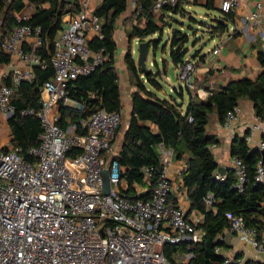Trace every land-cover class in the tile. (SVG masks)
Wrapping results in <instances>:
<instances>
[{
  "label": "built area",
  "instance_id": "built-area-1",
  "mask_svg": "<svg viewBox=\"0 0 264 264\" xmlns=\"http://www.w3.org/2000/svg\"><path fill=\"white\" fill-rule=\"evenodd\" d=\"M138 0H129L136 6ZM159 0L155 10L164 2ZM244 0H221L224 13L235 12ZM255 10L248 16L261 27L264 0H254ZM34 7L28 5L18 16L26 19ZM102 36L100 17L94 13L91 0H83L82 9L72 14L56 38L53 64L55 75L41 89V107L24 110L37 115L43 130L40 143L31 148L33 159L22 153L20 147L9 143L0 149V264H173L165 246H178V255L185 262L194 257L192 242L205 221V213L188 209L173 197L179 187L171 176L177 154L161 142L160 168L142 167L144 178L152 188L149 197L130 198L122 183L124 167L119 163L120 149L115 141L123 123L122 111L100 109L88 118L61 125L62 107L83 104L72 100L69 85L81 75L90 74L106 56L104 49L95 50L90 40ZM33 38L31 49L24 41ZM42 43V27L20 22L13 33L0 44L9 54H18L31 68L46 64L37 53ZM219 53L220 48L213 49ZM196 63L187 58L180 65L179 79L190 90H196ZM34 72L14 77L13 85L0 83V112L8 119L15 113L12 102L14 85ZM240 107L229 110L223 125L229 127L238 119ZM260 128L253 126V132ZM74 147L82 152L77 157L68 153ZM264 149V141L261 144ZM187 165L180 164L182 175ZM233 169L238 187H243L247 167L239 157L233 158ZM109 171L110 190L105 189V171ZM159 172V173H158ZM157 174V175H156ZM218 177L224 178L220 171ZM256 179L264 184V161L257 165ZM214 194L205 197L208 207L214 203ZM229 232L250 243L258 253L264 252V233L247 225L246 219L234 214ZM185 245V249H180ZM233 256L228 255L224 264ZM242 262V261H240ZM247 264H258L249 261Z\"/></svg>",
  "mask_w": 264,
  "mask_h": 264
},
{
  "label": "trees",
  "instance_id": "trees-1",
  "mask_svg": "<svg viewBox=\"0 0 264 264\" xmlns=\"http://www.w3.org/2000/svg\"><path fill=\"white\" fill-rule=\"evenodd\" d=\"M158 1L138 0L133 11V15L136 14V21L132 20L126 27L128 47L124 60L137 89L132 93V113L118 160L124 167L123 176L133 183L143 181V166L153 165L156 169L160 168L158 145L161 142L172 147L178 158L186 157L184 185L188 189L191 208H197L205 213V221L199 228L202 236L201 239L192 242L194 257L190 261H176L173 255L178 251V246L173 244L165 246L166 255L173 264H224L228 258L224 253V250L228 249L226 231L234 214L243 216L247 225L256 229L259 234L264 233V184L256 179L257 165L260 160L264 161V149L251 147L248 134L234 138L231 154L242 159L247 167L243 187H238V178L233 168H228L224 178L217 176L220 164L212 147L218 144L220 139L209 131L208 125L213 113L223 124L227 112L239 106L243 98H248L254 103L256 116L264 120V71L256 79L245 77L231 80L222 88L210 89L205 99L193 98L186 107L176 97L160 96L154 89L148 87L145 80L161 89L159 77L162 72L160 75L148 65L143 69L138 64L133 53L134 42L136 39L145 41L143 39L151 37L147 40L150 47L158 48L164 35L165 27L162 24L167 25L165 22L167 17L181 13L188 14L196 20L185 6L191 2L199 4L200 0H176L175 3L167 1L162 4L159 11H156L155 5ZM215 2L205 0L204 6L208 10H215L217 8ZM27 5H32L34 10L29 17L20 20L18 13ZM128 8L129 0H102L95 8L94 13L100 17L102 23V36L90 40V46L95 50L104 49L106 58L90 74L81 75L71 81L69 95L72 100L82 103L83 107L63 106L62 126L66 127L72 122L88 118L100 109L122 111L123 90L116 64L118 43L115 35L118 20ZM81 9L82 0H0L1 39L11 35L20 22L42 27V43L36 50L46 65H34V76L31 79L24 78L14 85L12 102L16 110L8 119L13 137L12 144L20 147L22 153L29 159L34 158L30 150L39 145L43 127L37 115L25 114L24 110L40 109L41 89L46 81L55 75L53 57L57 35L65 24V16L70 13L77 14ZM222 13L220 17L224 18L225 22L229 24L234 22L235 12ZM207 27L212 36L227 31L226 24L221 22L210 23ZM156 34L160 37H154ZM188 41L187 33L179 29L173 31L170 59L176 66L182 65L188 58ZM198 54L196 51L194 55ZM258 57L264 65V49L259 50ZM10 60L11 54L6 53L0 44V62L9 63ZM166 62L163 61V68L165 73L169 74ZM7 84H14L12 76L8 78ZM180 88L189 89L183 84ZM7 149L8 146L4 148ZM81 152V148L74 147L68 155L77 157ZM209 193H213L215 197L212 207H208L205 202V197ZM128 196L149 197L150 194ZM184 246L181 245L180 249H185ZM241 258L242 255L238 253L229 264H247L251 261L241 263Z\"/></svg>",
  "mask_w": 264,
  "mask_h": 264
},
{
  "label": "crops",
  "instance_id": "crops-1",
  "mask_svg": "<svg viewBox=\"0 0 264 264\" xmlns=\"http://www.w3.org/2000/svg\"><path fill=\"white\" fill-rule=\"evenodd\" d=\"M101 1L102 0H91L92 8L95 10L97 5H99ZM215 1L217 7L216 9L221 11V0ZM204 3L205 0H200L199 4H195L194 2H191L190 4H195L206 8L204 6ZM27 6L25 7V9L27 8ZM134 9L135 5L129 4L128 10L123 13L118 20L115 35L118 43V48L116 51V64L120 73L121 86L123 90V123L120 127V130L118 131L115 141L116 148H119L120 150L123 142L118 144V141L120 139V135H124L125 130L129 125L133 105L132 93L137 89V86L133 81L134 79H132L124 60V55L128 47L126 27L129 26L132 20L134 22L136 21V14L133 15ZM254 10L255 1L244 0L235 11V20L233 23H230V30H227L226 32L217 34L215 36L209 34L210 37L214 38V45L211 48H208L207 51L204 52L202 46L196 48V51H198L199 54H193L191 56V59L196 63L197 68L195 74L196 90L192 91L187 88L176 89V87L174 86L175 91H177L178 93V96L176 98L178 99V101L183 102L185 107L193 98L196 100L205 99L210 89L222 88L226 86L231 80H238L245 77L256 79L264 71V65L260 62L258 57L259 50L264 49V34L261 33L260 26L256 24L253 19H250L248 17ZM21 13H18V16ZM70 16H72L71 13L65 16V24L68 22ZM261 27L262 29H264V9L262 11ZM216 36L219 37L217 40L215 38ZM136 42H139V40L136 39L134 43ZM22 45L25 49H31L33 46V38H28ZM215 48H220V52L214 53L213 49ZM136 52H138V49L134 45L133 53L135 57ZM168 53L169 58H163V61H167L166 63L169 66V74L163 71V64L161 65L158 60L154 59L153 64L157 68L162 69L161 76L166 79L172 77L170 74V68H173L176 75V79L174 80L180 81V66H176L171 61L170 51ZM19 72H21L24 76H27L33 72V69L31 68V66L26 64L18 54L14 53L11 55V60L9 63L0 62V83H7V80L10 76H12V79L14 81L15 75ZM185 90H187L188 95H186ZM171 97L175 96L171 95ZM239 107L240 112L238 114V119L235 120L231 126H224L218 120L217 115L215 116L213 122H210L208 125L209 131L216 134L220 139V142L213 145L212 147L216 159L221 166H224L227 169L233 168L234 156H232L231 154V144L236 136H244L248 134L249 145L253 148H261V144L264 141V120H261L256 116L254 103L248 98H243L240 101ZM255 124H259L260 128L256 129L253 132V126ZM5 127L8 128L9 133L5 134V132L3 131V128ZM12 138V132L9 127L8 121L0 112V149H4L5 147H7L9 143L12 142ZM180 164L187 165L186 157H177L174 165L170 169V176L172 180L179 185V187L174 190L173 197L176 199V201L180 202L186 208L197 209L191 208V201L188 197V189L184 185L182 175L177 172V168L180 166ZM121 186L124 191L132 196H138L146 193H149L151 195L152 185L150 181L145 178H143L142 182L134 181L133 183H130L127 178H125ZM226 233L228 234L229 230H227ZM227 234L225 240L227 239ZM199 235L200 236L198 237V240L201 239L202 233L200 232ZM227 245L228 249H225L224 253L231 256L240 253L242 255L241 263H244L247 260H251L256 261L258 264H264V252L258 253L250 243L243 241L239 236L233 234L231 240L227 242Z\"/></svg>",
  "mask_w": 264,
  "mask_h": 264
},
{
  "label": "rangeland",
  "instance_id": "rangeland-1",
  "mask_svg": "<svg viewBox=\"0 0 264 264\" xmlns=\"http://www.w3.org/2000/svg\"><path fill=\"white\" fill-rule=\"evenodd\" d=\"M98 4V3H96ZM96 6V5H95ZM98 6V5H97ZM187 11L191 16H193L196 20H193L188 14L183 15L181 13L174 14V16L167 17L165 22L167 25L162 24V26L165 27L164 29V35L162 36V41L158 48L154 49L151 47V51L149 54L148 59V67L151 68L154 72H159L161 75V71L159 68H157L153 62L154 59L158 60V62L162 65L163 64V58H169V51L171 49V38L173 36V31L175 29H179L183 31L184 33H187L189 35V41L187 42V47L189 48V54L188 58L191 57L196 52V48L203 47L204 52L207 51L208 48H211L214 45V38L210 37L209 35V27H207L208 24H217L216 21L212 20V17L214 16H221L223 13L217 9L215 10H208L206 8H203L202 6L195 5V4H187L186 6ZM135 19V18H134ZM1 22V21H0ZM208 23V24H207ZM154 37H160L159 34H156ZM151 37H146L143 40H149ZM216 40L219 38L218 36L215 37ZM139 42H141L139 40ZM139 42L134 43L135 47L139 48ZM218 42V41H216ZM202 49V50H203ZM200 50V49H199ZM138 56L139 51L136 52V58L138 62ZM164 67V66H162ZM163 71L164 68H163ZM166 72V71H165ZM160 83L162 85L161 89H157L156 87L152 86L148 81L145 80L148 87L154 89L159 93L162 97L170 98L171 95L177 97L178 93L175 91L174 86L177 88L181 87L182 81L180 80H174L172 77L169 79H166L162 76L159 77ZM125 87V86H124ZM186 95H188L187 90ZM188 98V97H187ZM128 110V109H127ZM216 114H211L210 122H213ZM126 125V123H125ZM3 131L6 133H9L8 128H3ZM124 135H120V139L118 141V144L123 142ZM200 233H197L196 236H200ZM173 257L176 261H184L185 255L181 253L178 255L177 252L174 253Z\"/></svg>",
  "mask_w": 264,
  "mask_h": 264
},
{
  "label": "water",
  "instance_id": "water-1",
  "mask_svg": "<svg viewBox=\"0 0 264 264\" xmlns=\"http://www.w3.org/2000/svg\"><path fill=\"white\" fill-rule=\"evenodd\" d=\"M214 21L216 22H221V23H225L227 26V30H230V24L229 22H225L224 18L220 17V16H215L212 18ZM139 56H138V64L141 65V67L143 69L147 68V60L149 58V53H150V45H149V41L145 40V41H141L139 42ZM170 74L172 76L173 79H176V75H175V71L173 68H170ZM227 168L224 166H219V171L222 174H225L227 172ZM105 189L106 192L108 193L110 190V180H109V171L106 170L105 171ZM233 234L232 233H228L227 234V239L226 242H229L232 238Z\"/></svg>",
  "mask_w": 264,
  "mask_h": 264
}]
</instances>
